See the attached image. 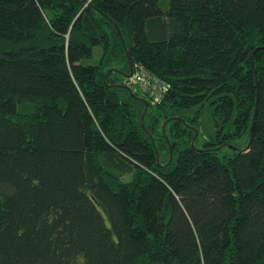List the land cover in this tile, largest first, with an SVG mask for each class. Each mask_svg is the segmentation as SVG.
Listing matches in <instances>:
<instances>
[{"label": "trees", "instance_id": "trees-1", "mask_svg": "<svg viewBox=\"0 0 264 264\" xmlns=\"http://www.w3.org/2000/svg\"><path fill=\"white\" fill-rule=\"evenodd\" d=\"M0 264H264V0H0Z\"/></svg>", "mask_w": 264, "mask_h": 264}, {"label": "built area", "instance_id": "built-area-1", "mask_svg": "<svg viewBox=\"0 0 264 264\" xmlns=\"http://www.w3.org/2000/svg\"><path fill=\"white\" fill-rule=\"evenodd\" d=\"M127 86L136 84L150 104H159L168 91V86L149 73L143 66L136 64L132 77L126 81Z\"/></svg>", "mask_w": 264, "mask_h": 264}, {"label": "water", "instance_id": "water-1", "mask_svg": "<svg viewBox=\"0 0 264 264\" xmlns=\"http://www.w3.org/2000/svg\"><path fill=\"white\" fill-rule=\"evenodd\" d=\"M123 76H124L125 80H129L132 77V69L130 70L129 74H127V75L123 74ZM123 86L126 87L132 94H134L129 86H126L125 84ZM136 98L141 100L143 103H145V109H144V112H143V114L141 116V122L143 124L144 115H145L146 111L148 110V103L143 98H139V97H136ZM254 117H255V114H254ZM253 122H254V119H253ZM253 122H252V126H253ZM252 126H251V130H250L251 132H252ZM163 131H164V125H163ZM251 140H252V136H251V133H250L249 143L247 144L246 148H244L242 150H239V151H243V152L247 151L249 149V147H250ZM193 143H194V140L192 142V146H193ZM153 146H154V144H153ZM157 159H159L158 156H157Z\"/></svg>", "mask_w": 264, "mask_h": 264}, {"label": "rangeland", "instance_id": "rangeland-1", "mask_svg": "<svg viewBox=\"0 0 264 264\" xmlns=\"http://www.w3.org/2000/svg\"><path fill=\"white\" fill-rule=\"evenodd\" d=\"M162 1L166 2L167 0H162ZM165 9H166V5L163 6V10H165ZM100 53H101V50L99 48H96L94 50L93 59L90 60V64L96 63L95 61H96L97 57L100 56ZM130 88L133 91V93L141 96V91L139 90V88L136 84H132ZM128 179H129V177L125 178V180H128Z\"/></svg>", "mask_w": 264, "mask_h": 264}]
</instances>
